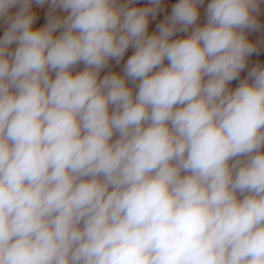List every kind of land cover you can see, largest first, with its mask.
Here are the masks:
<instances>
[{"label": "clouds", "instance_id": "1", "mask_svg": "<svg viewBox=\"0 0 264 264\" xmlns=\"http://www.w3.org/2000/svg\"><path fill=\"white\" fill-rule=\"evenodd\" d=\"M134 2L0 0V264H264L262 0Z\"/></svg>", "mask_w": 264, "mask_h": 264}, {"label": "built area", "instance_id": "2", "mask_svg": "<svg viewBox=\"0 0 264 264\" xmlns=\"http://www.w3.org/2000/svg\"><path fill=\"white\" fill-rule=\"evenodd\" d=\"M177 2H178V0H162L161 11L157 14L156 19L152 20L151 17L149 18V20H150L149 33L150 34L152 32L157 31L156 25L158 23H161L165 19V17L171 15L172 5L177 3ZM208 3H210V0H204V4L200 6V16L201 17L206 18L205 9H206ZM260 8H261V15H260L259 19L261 21V28L258 31L248 33V38L250 40L256 41V42L264 41V4L261 3ZM17 10H18V7H13L9 11H10V14H15V12ZM33 11H35L37 13V17H38L37 19L42 20V24H40V25H37L35 22L34 27L44 26L47 23V15L49 14V11H50L49 3H46L42 7L33 3ZM55 14L56 15H62V16L67 15V13L61 12V11H59L57 13L55 12ZM6 28H7V25L4 22V18H0V36L3 35V32L6 30ZM56 34L58 35L59 33L57 32ZM185 36H186L185 34L176 33V34H174L172 39H177V38L182 39ZM11 47L14 49L15 45H12ZM261 50L264 51V46H262ZM133 52H134V49H131V48L126 52V54L123 58L122 69H123V66L126 63L128 57L130 55H132ZM81 64H83V63H81ZM81 64L77 65L73 69L74 73L80 71L79 69H80ZM165 64H167V61H165ZM251 67H252V59L250 56L248 58V66L243 72H247Z\"/></svg>", "mask_w": 264, "mask_h": 264}, {"label": "crops", "instance_id": "3", "mask_svg": "<svg viewBox=\"0 0 264 264\" xmlns=\"http://www.w3.org/2000/svg\"><path fill=\"white\" fill-rule=\"evenodd\" d=\"M122 2H123V0H122ZM49 3H50V0H49ZM262 4H264V0H262ZM130 6L132 7V5H130ZM59 11L60 10L57 9L56 10V13L59 12ZM205 22H206V18L199 16L197 23L200 24V25H203ZM36 24L37 25L42 24V20L41 19H37L36 20ZM39 27H41V26H39ZM190 31H191V29L189 30L188 33H183V32H177V33L188 35V34H190ZM251 59H252V67L255 66L257 63L264 64V51L261 50L260 53H259V55L253 54L251 56ZM122 65H123V59L120 61L119 64H117L114 60L113 61H110L108 68L104 69L101 72V77H103L104 73L106 74L108 71H116V72H119V73L123 74ZM83 68H84V65L81 64L79 70L82 71ZM246 75H247V72H242L241 75H240V79L239 80H236V81L230 82L229 87L232 90H235V88L239 85L240 81H242L243 79L246 78ZM53 76H54V74H53ZM129 86L130 87L133 86L131 84V82H129ZM115 138H116V136L113 137V139H115Z\"/></svg>", "mask_w": 264, "mask_h": 264}, {"label": "rangeland", "instance_id": "4", "mask_svg": "<svg viewBox=\"0 0 264 264\" xmlns=\"http://www.w3.org/2000/svg\"><path fill=\"white\" fill-rule=\"evenodd\" d=\"M145 6H148V0H135V2L132 4V7H145Z\"/></svg>", "mask_w": 264, "mask_h": 264}]
</instances>
